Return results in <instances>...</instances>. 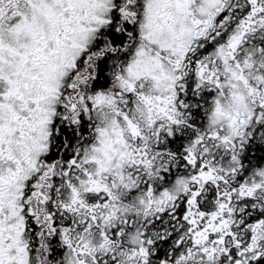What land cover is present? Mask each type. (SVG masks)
Segmentation results:
<instances>
[{"label":"snow or ice","instance_id":"6c2138e0","mask_svg":"<svg viewBox=\"0 0 264 264\" xmlns=\"http://www.w3.org/2000/svg\"><path fill=\"white\" fill-rule=\"evenodd\" d=\"M0 264H264V0H0Z\"/></svg>","mask_w":264,"mask_h":264}]
</instances>
